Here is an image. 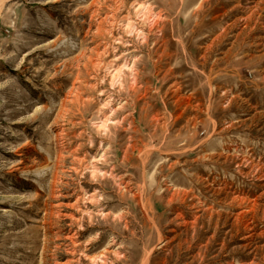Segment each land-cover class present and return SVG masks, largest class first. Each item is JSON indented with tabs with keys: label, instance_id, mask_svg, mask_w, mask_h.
<instances>
[{
	"label": "rangeland",
	"instance_id": "rangeland-1",
	"mask_svg": "<svg viewBox=\"0 0 264 264\" xmlns=\"http://www.w3.org/2000/svg\"><path fill=\"white\" fill-rule=\"evenodd\" d=\"M0 264H264V0H0Z\"/></svg>",
	"mask_w": 264,
	"mask_h": 264
}]
</instances>
